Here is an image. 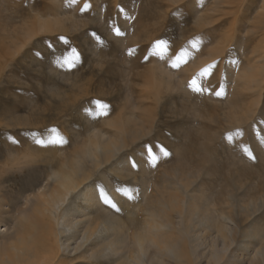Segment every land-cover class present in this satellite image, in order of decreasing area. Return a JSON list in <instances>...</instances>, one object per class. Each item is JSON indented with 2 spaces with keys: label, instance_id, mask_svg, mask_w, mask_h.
<instances>
[{
  "label": "rangeland",
  "instance_id": "rangeland-1",
  "mask_svg": "<svg viewBox=\"0 0 264 264\" xmlns=\"http://www.w3.org/2000/svg\"><path fill=\"white\" fill-rule=\"evenodd\" d=\"M226 1L0 0V176L8 178L0 183V245L7 236L10 240L3 246L10 247L15 242L12 234L17 218L22 212L37 209L34 208L39 201L36 196L44 186L48 192L53 190L52 175L58 168L55 166L60 161L58 158L67 153L71 158L83 157L81 154L87 145L82 146L92 134L100 131L104 138L115 135L107 124H112L114 129L121 121L125 136L117 133L115 139L126 142L125 145L107 162L97 153L101 166L97 160L83 159L84 170L93 176L67 197L57 216L66 214L84 224L87 217L83 214L86 210L89 212V207L81 194L90 187H98L100 194L117 208L125 201L141 203L146 190L141 184V179H146L144 167L150 173L148 182L163 176L170 183L173 181L174 188L186 200L198 189V193L203 189L209 197H215L223 187L230 201V206L227 204L223 209L231 210L229 217L233 219V222L225 220V224L232 229L228 236L235 235L236 244L225 253V261L218 264H253L261 258L264 260L263 254L256 253L264 240L254 239L251 233V227L256 225L264 239V178L261 177L264 173V83L260 98L255 94L259 91L255 84H251L253 96L250 97L234 99L233 90L237 76L250 67L246 60H260L251 52L253 45L261 41L264 29V26L255 28L257 15L262 13L257 6L262 0L245 1L234 29L228 25L234 15L224 14L232 9L225 7ZM117 30L120 36L116 35ZM158 41L166 42V46L156 48ZM193 43L197 49L194 61L206 62L207 76H201L197 70V73L191 72L189 84L197 92L199 85L208 91L186 96L184 87L179 86L181 73H176L177 68L172 64L175 66L185 58L190 65ZM73 48L80 62L71 69L67 65L61 67L57 61L63 62L64 58L71 61L75 54H68ZM130 50L135 51L129 55ZM155 52L163 58L154 55ZM263 64L258 66L264 68ZM209 65L215 67L210 69ZM157 66L164 68L163 71L171 66L175 70L167 74L168 82L165 79L156 90L153 84ZM260 78H264V73ZM221 89L223 95L215 96ZM97 101L109 106L107 116L95 115ZM232 102L252 109V116L243 125L229 122ZM100 111L102 105H97L98 114ZM203 129L214 136L215 158L209 170L207 167L199 175L189 174V169L184 168L185 164L180 165V161L184 153L187 156L193 151L194 144L205 143ZM53 136L67 143H36L37 139L48 141ZM31 147L41 161L32 160L28 152ZM178 150H182L181 154ZM10 155L14 159L12 163ZM50 159L53 161L48 162ZM132 160L138 168L130 163ZM247 167L253 170L252 174L239 178L238 172ZM185 172L190 181L187 189L178 180V175H186ZM47 180L52 182L46 183ZM186 206L187 202L183 203L184 210ZM90 209L93 214L94 209ZM176 218H179L177 213L173 221L181 219ZM98 235L103 238L105 234ZM215 236L197 242L203 247L193 256L195 264H207L200 253L210 257L209 246ZM67 238L63 236V241ZM217 243L221 246V241ZM75 247L73 243L71 249Z\"/></svg>",
  "mask_w": 264,
  "mask_h": 264
},
{
  "label": "bare ground",
  "instance_id": "bare-ground-1",
  "mask_svg": "<svg viewBox=\"0 0 264 264\" xmlns=\"http://www.w3.org/2000/svg\"><path fill=\"white\" fill-rule=\"evenodd\" d=\"M245 1L247 0H227L225 2V7L232 9L226 11L224 14L234 15V19L228 23L229 28L234 29L238 15L243 12V4ZM248 6L250 9L251 6ZM225 7L224 11L226 9ZM257 7L263 14L259 13L257 15L258 17L256 19L258 21L255 22V28L258 27L263 29L264 0H262ZM262 33L261 41L253 45L251 52L255 56H258L256 59L260 60L258 62H253L249 59L246 60V64L250 65V67L243 69L240 72V76H237L235 79L233 88V90H235L234 99L253 96L251 94V84H255V88L259 87V91H255V94H258V98L262 95L261 90L263 89L262 84L264 83V78L261 79L260 77L264 73V68L263 66H258V64L264 62V29ZM194 47L195 46H192V49ZM196 50L195 47L193 52L191 51L189 53L192 60V62H189L190 65L186 62L187 60L183 58L184 61L181 60L179 63L182 65L177 69L175 68L176 73H181V83L179 86L184 87V93L186 96H189V94L192 96L194 93L189 87V73L197 70L201 76H207L204 70L206 62L200 63L199 61L197 63V61H194ZM221 52L219 53L221 54ZM244 53L245 52L243 51V54ZM157 63L160 64V62ZM181 68H184L185 70L181 72ZM162 69L164 68L158 66L154 69V73L157 75V78L155 79L156 81L153 84L155 89L158 88L160 84L162 85L165 79L166 82H168L167 74L170 72L173 73V70H175L172 66L169 67V69L167 67V71L166 69L164 71ZM169 79H171V76ZM203 80L206 81V78H203ZM238 89H240L239 92ZM241 104H238V102L237 104H235V102L230 104L231 108L229 109L231 116L227 117H229V122L233 125H243L247 117L249 118L252 116L251 107L247 108L245 106V108L242 107ZM241 107L244 109L242 110ZM240 110H242L241 113H239ZM211 118L212 116L209 119ZM120 122L121 121L117 122L118 126L114 129L112 124H107L115 132V135L107 136L108 138H104L105 135L100 131L92 134V137L90 136L91 138H89V140H87L82 146L84 147L87 145L85 152L81 154L83 157H80L79 159L71 158L67 153L58 158L60 161L55 165L58 168L53 172V182L50 180H47L46 182H52L53 190L48 192L47 186H44V190L36 196L37 201H39L35 204L36 206H34V208L37 209H33L34 211L31 212H22V214L19 215L15 223L14 234H12L15 242L10 244V247L3 246L6 245V242L8 243V240H10V237L7 236L6 241L0 245V264H195L196 260L193 256L200 247H203L197 242L202 239H208V237L213 234H216V236L215 238L213 237V242L209 246L210 257H207V253L205 252H201L200 254L204 259L206 258L207 264H218L225 261V253L230 250L232 245L236 244L234 243L236 238L235 235H232L231 238L228 236V233L231 234L230 230L232 229L227 227L225 220L233 222V219L229 217L232 214V211L223 209V206H230V201L227 200L229 194L223 193V187L215 195L216 198L213 196L209 197L207 195L208 193L203 189L198 193V189L197 191H193V195L191 194L188 196L189 199L186 200L181 191L176 187L174 188L173 185L175 184L173 181L170 183V181L163 176L153 179V183L148 182L146 179L148 178L147 175L150 173L146 168L142 167V170H144L143 175H146V179H141V184L144 185L146 190H143L144 199L140 201L141 203H139V201L137 203H130L128 201L121 202L120 200V211H112L106 208L108 206L102 202V194H100L98 187H90L87 189L88 191L81 194V196H83L85 204L89 209L93 208V212L97 215L94 213L91 214V209H88L89 212L86 210L83 215L87 217V221L82 225H80V223L73 217L66 216V214H64L63 217L57 216L59 213L58 211L62 205H64L67 197L78 190L84 182L93 176V173L88 172L89 170H87V172L84 170L83 167L85 161H83V159L87 157L92 161L97 160V163H99L100 159L97 154L99 153L103 157V160L107 162L117 149H120L122 145H125L126 142L124 143L120 139H115L117 133H119L120 136L125 134V129L122 128ZM203 132L206 133L204 140L206 144H199V142L194 144L193 151H188L189 153H187V156L184 153V159L182 158L180 161V165L185 164L184 168L189 169V174L194 173V175H199L200 171L206 170L207 167V170H209V165L213 163L215 158V154L212 150V139L214 136H210V133L205 129H203ZM109 134H111V132ZM197 135L195 136L196 140ZM134 136L135 134H133V137ZM32 149V147L31 150L28 149L32 160H36V162H39V160L41 161V159H37L39 157V155H37L38 152H36V150L33 151ZM181 151L182 150H178L179 154H181ZM191 152L192 156L190 154ZM10 154L17 157V155L12 152ZM12 156L10 155V158L8 157L11 163L14 160ZM55 158L51 159L54 160ZM51 159L48 160V162H52L53 160ZM5 161L8 162V160ZM146 166L149 168L148 165ZM218 167L216 168L219 169ZM184 168H181V171L184 170ZM222 168L221 170H223ZM174 170L178 171L179 169ZM242 170L238 172L240 174H237L238 177L240 176L239 178L247 177L252 174L253 171L248 167ZM206 172L209 173V171ZM167 173L168 172H165V174ZM213 173L215 176L216 174L214 170ZM261 174L264 175V173ZM263 175H261L262 178H264ZM181 176L182 175H178V180H180V184L187 189L189 186L188 183L190 182L187 178V173L186 175L183 174V176ZM4 178L0 176V183L2 182L3 184L8 179ZM50 178L51 177H49V179ZM172 179L174 178L172 177ZM115 196L118 197L116 193ZM186 202L187 206L184 210L182 205ZM176 213L179 218H181L179 222L173 221L172 219ZM93 216H98V218L96 217L95 220ZM251 228V233H253L252 237L254 239L264 240L260 234V229L257 228L256 225ZM100 233L105 234L103 238L98 235ZM249 234L250 232L247 233V235ZM63 236H68L67 240L63 241ZM218 240L221 241V246L217 243ZM72 241H74L73 243L76 246L73 249H71L73 243H70ZM88 242H90L89 245H87ZM260 245L261 246H259L256 253L257 255H264V241H261ZM263 261L264 260L261 258L253 264H264Z\"/></svg>",
  "mask_w": 264,
  "mask_h": 264
},
{
  "label": "snow or ice",
  "instance_id": "snow-or-ice-1",
  "mask_svg": "<svg viewBox=\"0 0 264 264\" xmlns=\"http://www.w3.org/2000/svg\"><path fill=\"white\" fill-rule=\"evenodd\" d=\"M86 7H87V6H86ZM116 35H117V36H120L121 33L117 30ZM62 39H63V38H62ZM64 43H68L67 40H64ZM158 45L166 46V42H164V41H158L157 44L155 45V47L157 48ZM193 46H196V45L193 44ZM133 51H135V50H130V51H129V55H131ZM185 51H186V50H185ZM71 53H74V54H75L74 58L71 59V61H66L65 58H64L63 62L57 61L58 63H60V66H61V67H64L65 65H67V66L71 69V68H73L76 64H78V63L80 62V58H79V56L76 54V49H75V48H73V49L71 50V52L68 54V56H69ZM37 55H39V53H37ZM154 55L160 56L161 59L163 58V55H160V54H158L157 52H155ZM185 63H186V62H185ZM180 65H181V64H177V65L174 66V65L172 64V66H173L174 68H178V67H180ZM208 67L211 69V68H214L215 65H209ZM208 75H209V74H208ZM189 87L192 89L193 92H197L196 89H194V88L191 86V83H190ZM206 91H208V89L203 88V87H201V86L199 85V92H197V93H203V92H206ZM222 95H223V90H222V89H221L220 91H216V92H215V96H217V97H220V96H222ZM97 105H102V111H100L99 114H98V112H97ZM108 107H109V106H108L106 103H102V102H100V101H97V102H96L95 115H96V116H107V115H108V111H107V110H108ZM90 114H91V113H90ZM53 132H55V129H53ZM14 142H15V141H14ZM36 143H37L38 145H43V144H45V143H47V144H65V143H67V141L63 140L62 138H58V137H56V136H53V137H51L48 141H44V140L37 139V140H36ZM130 163H131L133 166H135L136 168H138V165L136 164V162H135L134 160L130 161ZM154 166H155V165H151V167H154ZM101 200H102V202H103L105 205H109L111 208L116 209L117 212L120 211V209L117 208V205H116L115 203H113V202L110 201L109 199L104 198L103 195H101Z\"/></svg>",
  "mask_w": 264,
  "mask_h": 264
}]
</instances>
